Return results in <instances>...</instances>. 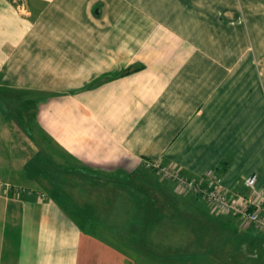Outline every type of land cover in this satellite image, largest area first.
Wrapping results in <instances>:
<instances>
[{"label":"crops","instance_id":"crops-1","mask_svg":"<svg viewBox=\"0 0 264 264\" xmlns=\"http://www.w3.org/2000/svg\"><path fill=\"white\" fill-rule=\"evenodd\" d=\"M3 114L0 179L35 193H0V264H264L145 167L264 189V0H0Z\"/></svg>","mask_w":264,"mask_h":264},{"label":"built area","instance_id":"built-area-1","mask_svg":"<svg viewBox=\"0 0 264 264\" xmlns=\"http://www.w3.org/2000/svg\"><path fill=\"white\" fill-rule=\"evenodd\" d=\"M145 167L156 172L163 181H173L179 194H195L200 196L214 211L223 215H233L241 223L252 225L264 234V189L256 186L255 174L244 179L246 193L229 194L221 184L220 177L208 169L201 177H188L178 167L166 165L159 161H146ZM14 191L15 193L34 194L31 189L14 186L0 179V193ZM41 198L43 193H38Z\"/></svg>","mask_w":264,"mask_h":264},{"label":"rangeland","instance_id":"rangeland-1","mask_svg":"<svg viewBox=\"0 0 264 264\" xmlns=\"http://www.w3.org/2000/svg\"><path fill=\"white\" fill-rule=\"evenodd\" d=\"M6 116L5 114L1 115V118H0V123L2 122L3 125L1 127L2 131H1V136H0V157H2L3 160H5V156H7L8 153L10 154H17L18 152H16L15 150H20V146L24 143V137L22 136L21 134V130H18L17 132V135H7L6 133V126H5V123H6ZM9 145L12 146H17L16 148L13 149L12 152L8 151V147ZM36 157H40L41 158V161L45 162L47 164V167H49V164H51V162L49 161H52V159H49L48 157H45L44 153H41V152H36ZM261 233V232H260ZM256 235L260 236L261 237V234L259 233H255ZM250 239L252 237H249ZM245 239H248V237L244 238Z\"/></svg>","mask_w":264,"mask_h":264}]
</instances>
